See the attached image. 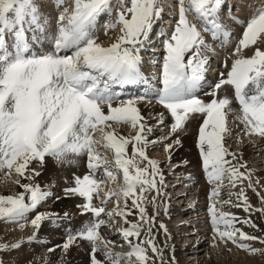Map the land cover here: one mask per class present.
I'll use <instances>...</instances> for the list:
<instances>
[{
    "label": "snow or ice",
    "instance_id": "1",
    "mask_svg": "<svg viewBox=\"0 0 264 264\" xmlns=\"http://www.w3.org/2000/svg\"><path fill=\"white\" fill-rule=\"evenodd\" d=\"M65 2L54 0V11L61 8L62 11L56 12L50 21L43 12V0H0V171L7 170L6 175L15 173L20 178L31 179L40 175L31 169L32 176H25L34 161L43 165L46 157L61 162L69 154L85 156L89 174L75 177V187L67 188L65 192L83 197L85 203L78 207L84 213H91L95 219L85 224L76 235L69 234L63 248L67 250L77 238H81L92 244L91 264H102L95 256L101 247L112 264H121L122 257H126L129 264H133V257L135 264H147V248L142 245L150 246L156 253L159 249L154 239L136 244L129 240L131 248L127 253H113L111 242L103 240L99 229L106 224L101 218L102 213L109 218L114 215L124 217L128 223L127 216L132 214L128 208L129 199L132 207L138 209L142 223H133L122 229L126 240L139 238L142 224H150L155 219L148 216L143 206L147 200L145 193L155 190L159 195L161 189L157 183L163 185L162 174L159 181L155 179L159 173L158 162L146 153L147 146L155 143L146 135L152 129L142 123L144 118L133 100L122 101L113 107L115 94L111 85L136 84L145 80L140 67V50L162 9L159 0H119L121 11L116 22L110 25L111 28L119 27V35L110 45L103 46L97 43L92 31L97 18L110 10L111 0H72L71 8L64 7ZM177 7L179 19L170 39L165 42L167 55L160 71L162 88L158 90L159 103L173 119L170 132L182 130L190 114H202L204 119L199 127L198 147L209 180L222 182L227 174L233 187L237 181L248 180L251 188V175L240 172L226 159L229 155L235 158L224 144L225 134L230 132L227 115L233 109L230 107L232 101L227 96L218 97V92L225 85L231 86L239 106L240 114L236 118L244 125L245 134L264 138V49L259 46L264 43V6L247 20L236 49L238 58L232 62L226 78L224 73L220 74L221 79L209 93L213 98L208 102L194 95L204 80L208 60L201 48H207V45L197 24L189 21L187 13L196 14L204 25V32H210L213 37L220 33L228 36L216 19L221 0H177ZM45 43L51 45V50L32 51ZM250 47L253 48L251 56H239L242 50ZM69 50L71 54H61ZM186 54H190L187 59ZM113 123L130 124L138 131L131 138L118 136L114 130H109ZM160 123L163 124V114ZM174 143L180 142L177 139ZM129 144H132L131 156L127 155ZM172 147L167 144L164 151L169 152ZM108 151L113 153L112 160L103 154ZM145 161L147 163L141 166ZM113 168L122 172L123 183L105 190L101 187L105 180H97L95 173L103 169L107 180L115 182L117 174ZM15 183L24 192L0 195V219L18 222L34 211L50 193L42 191L39 185L21 184L20 179ZM219 192V187L213 189L210 196L213 203L208 208L215 233L213 240L230 242L250 254L261 252L246 241L259 240L264 244V239L237 228V217L218 209L214 198ZM94 195L102 205L115 198V209L105 212L103 206H95ZM121 198L123 207L120 206ZM237 198L243 200L245 211L251 209L243 189ZM261 199L264 202V197ZM155 200L154 196L151 203L155 204ZM256 211L264 212V208ZM51 216L37 213L30 224L39 229L41 222ZM19 227L23 229L25 225L19 224ZM160 228L167 231L163 223ZM148 235L151 236V227ZM34 239L35 233L28 237L29 242ZM22 243H0V251L19 249ZM0 264H3L2 260Z\"/></svg>",
    "mask_w": 264,
    "mask_h": 264
},
{
    "label": "rangeland",
    "instance_id": "2",
    "mask_svg": "<svg viewBox=\"0 0 264 264\" xmlns=\"http://www.w3.org/2000/svg\"><path fill=\"white\" fill-rule=\"evenodd\" d=\"M165 1H167L168 3L165 2ZM263 5H264V0H230L226 4V6H224L225 8L224 7H220L221 11H219V9H218V11H217L218 15L216 14V19L218 20L219 23L223 24L224 28L229 33V35L228 36H224V34H223V36H222V34H218L216 37H220V36H222V37H221L220 40H218L215 43L214 41H212L211 33L202 32L205 44L207 45V48H204L202 46L201 51H202V53L205 56H211L210 58H212V64L215 63V61H217L219 63H222L226 58H231L230 61H228L226 63V65L224 66V69H222L221 72L225 71V68H226L228 63L231 64L236 58H238V56L236 54V49L239 46V40L242 38V35H240V33L243 34L244 27L246 26L247 19H249L255 13L256 9H258L259 7H261ZM71 6H72V1L70 0V2L68 4V8H71ZM159 6L162 9V11H161L160 17L156 18L154 20V22H153V27L152 28L156 27V30H155L154 35L152 37L157 38V37H160L161 35H163V38H162V41H161L162 45L159 47V49H162L163 51L160 53V58L159 59L157 58L158 60L155 59V58L150 59V57H149V59L151 61L152 60L156 61V63L154 62V64H153V65H155V68H153L152 65H149V63L152 64V62H148L147 64L145 62V64L143 65L144 66V71L146 73H148V77H150L149 81H151L152 79L155 80L154 83H151V85H154L155 83L156 84L160 83V80L158 81V79L160 78L159 70H161V68H162L160 65H162L164 63V58L166 56V48L163 46V43L170 39L171 34L175 30L176 23H177V21L179 19L177 0H159ZM61 10H62V8H61ZM120 11H121V8H120V5H119V0H111V8H110V10L104 12V14H101L100 16L104 15V17H102L101 19H99L100 17L97 18V21H96L95 26H94L93 31H92V35L97 40V43H100L103 46H108L112 42H114L115 38L119 35V31L116 32V31H113L111 29L109 31L111 34H109L108 30H109L110 25H112V24H114L116 22L118 14H119ZM169 14H171L170 17H172V18L169 17ZM187 16H188L189 20H192L191 21L192 23L197 24L198 29H199V27H201L200 23H199V19H198V22L196 20L197 16H196V14L194 12L190 11L189 13H187ZM165 18L171 19L173 24L172 25L163 26L162 25L163 24L162 23V19L164 20ZM158 19H159V22H155V21H158ZM109 22H110V25L107 26ZM116 28L119 29L118 26ZM159 28L160 29L165 28L166 30L165 31H160ZM98 36H100V38H98ZM220 42H222V46L223 47H222V49L219 50V48H221V45H219ZM148 43L152 44V43H155V42H154V40L151 39L150 41H148ZM158 45H159V42H158L156 47H152L151 46L150 48L151 49H153V48L158 49ZM44 46H45V44H44ZM218 46H220V47L218 48ZM50 47H51V45H50ZM42 48L43 47L38 45L37 47L33 48V51L35 53V52H38V50H40ZM44 51H49V50H46L45 47H44ZM41 52H43V51H41ZM156 52L158 53L159 51H156ZM243 53H244V50H242L239 53V56H243ZM65 54H71V51H68ZM144 55L147 56V54H143L142 53V57L143 58H144ZM186 56H188V54H186ZM146 58L147 57H145L144 59L146 60ZM221 68L222 67L220 65V69ZM156 71H158V72H156ZM211 71H212V73H211L212 76H217V77L220 78V73L218 75H216V73L214 74L215 69H211ZM154 76H156V77H154ZM210 81L213 82V80H210ZM216 81H219V79H216ZM226 87H227V85L223 86L219 90L218 94L220 93V91H222L223 88H226ZM161 88H162V85H161ZM146 89L148 90V87L147 88L144 87V89L141 90L142 94H139V92H138L137 94L130 95V96L122 95L120 97V100H125L124 102H126L128 100H133L135 102V106L139 109L140 115L144 118L142 123H144L145 125L149 124L148 127H150L152 129L151 133H146L148 140H149L150 136L151 137L157 136V138H154L153 141L154 140L161 141L163 139L165 140L166 137H172V134H174V133L170 132V127L171 126H168V125L167 126L166 125L161 126L160 125L161 114H163V117L165 119L168 116H170V118L172 119L170 113L167 111V109H165L166 112H164V111H162L160 109H156L155 110L154 109V105H158L157 101L159 99H157V101L150 100V99H145L144 96H146V95L143 94V91H145ZM152 91L155 92L154 90H151V92H147V94L150 93L151 96L154 95V93ZM233 91L234 90L231 91V93L233 94V95L231 94V97H232L233 100H235ZM211 92H209V93H211ZM145 93H146V91H145ZM155 93H157V91ZM156 97L157 96L155 95L154 99H156ZM200 97H201V100H203L204 98L207 99V100H204L205 102H208V101H210L213 98V97H211V95L210 96L207 95V98H206V96L204 97V94H203V96H200ZM232 99H231L232 104L230 105V107H231V109H233V111L228 112L230 114L227 115V127L230 129V132L225 134L226 138L224 140V144H225V147L228 148L229 152L235 154V158H233V156H231V155H229L228 158L230 159V161L232 162L233 165H235V166L237 165L236 167L239 170H241L242 168L240 166L243 165V164H241L240 162H242L243 156H246V155H244L243 153H241V151H239L240 145L242 143H244V141L251 140L253 142H257L256 143L257 146L259 145V142H261L260 145L264 146V138H261L259 136L246 135L245 134V130H241L240 127L244 126V125L236 118L240 114L239 113V108L235 104L236 101L234 102ZM146 101H149L148 103H151V104L146 103ZM120 103L121 102H118V103H114L112 105H113V107H116ZM158 106H160V105H158ZM162 108H164V107H162ZM105 112L107 113V108H106ZM156 117L159 120H156L155 119ZM200 117H202L204 119L202 114L200 115ZM172 121H173V119H172ZM118 125L119 124L113 123L112 129H109V130H114V132L118 136L131 138V137L135 136L136 132L138 131V128L134 129V128L131 127L130 124H123L122 123V124H120V126H118ZM192 130H193V135H192V138L190 139L189 144L190 145H193V144L194 145H198V142H197L198 141V130H197V141L194 140V138H196V136H195L196 129L193 128ZM166 131H167V133L165 134L164 132H166ZM181 131L182 130H179L178 132H181ZM169 133H171V134H169ZM151 134H154V135L152 136ZM178 137L179 136L172 137V139L169 140V141L166 140L164 142V144L162 146H160V147L158 145H156V144L150 143L147 146V148H146V152L150 156L154 157V160H155V158L156 159H164V158L168 159L167 158L168 152L164 151V146L167 145V143L168 144H172L173 141L178 139ZM180 138H181V136H180ZM157 146H158V148H157ZM259 148L260 147L252 149V155H254V157L259 156V152H255V151H258ZM192 149H194V148H192ZM262 149H264V147ZM103 154L106 155L109 160L113 159V153L111 151H108V152L103 153ZM194 154H195V156H197V154H199L200 159H202L199 149H197V151ZM237 154H238L239 157H237ZM127 155L128 156L132 155V144H129L127 146ZM67 157L70 158V159H73L74 162L77 161V172L76 173H77V176L81 177V172H83L85 169H83L80 166L79 159L77 157L71 158L69 155ZM78 157H80V156H78ZM194 158H195L194 156H191L188 159L193 160ZM178 159H180L181 161L178 160ZM183 159L186 160V158L183 157V156H176V159L171 162V165H168V164H166V166L164 165L163 167L167 168V169L165 168L166 169V173L168 171H169L168 173L175 171L176 170L175 167L177 165H179L180 163H184ZM246 159H247L245 161L247 163L245 165L246 171L242 170V172H244L246 175L247 174L251 175L253 173L251 175V183H252V185H255V186L250 188V187L247 186L249 184V181L248 180H243V182L237 181L236 182V186L233 187L230 184V182H229V180L227 178V174H226L225 178L222 181V184H224V186H225V188L222 191V194L226 193L227 195L225 194L226 196L221 198V199H219V197L214 198V199H215V201L217 203V207H218V209L220 211H223V212H228L229 211L231 214H233V212H231L232 208H235L238 211V216H236L237 217V223L235 224V226L237 228L242 229L245 233H247L249 235L260 237L261 239H264V212L261 213V214H259V213L255 214L256 213L255 212L256 209L264 208V202H262V199H261L262 197H264V162H263L264 158L262 157V158H258V159H248V158H246ZM46 160H48L49 163H51V162L53 163L54 159H51L52 160L51 161L50 159H48V157H46L45 162L43 164H46V162H47ZM178 161H180V163H175V162H178ZM55 162H57V161H55ZM85 163L84 164H85V167H86V171L89 173V169L87 167V160L85 161ZM55 164H57V163H55ZM62 164H63V168L66 169V167H68V164H66L67 166L64 165L65 164L64 161L62 162ZM53 166L57 169V170L55 169L56 171L54 170V172H55L54 174L55 175L50 176L51 179L48 180L45 183L46 186L44 187V189H42V191H46V192L50 193L51 197H47V198H51L52 202L49 201L46 204L41 205L40 206L41 208L40 207L38 208V213H42L43 211L45 212L47 209H50L51 211H53L54 210V205H55L54 202L57 199L62 197L63 200L66 201V202H69L70 206L72 208H74V209H71V211H68L67 213H65L67 215L62 214V213H58L57 214V212L55 213L56 214L55 216L57 218H60L62 216L61 219H66V217H67V220H65L63 222L59 221V223L61 225V228H60L61 231L58 232V234H60L58 237L62 238L64 236H68L69 234L76 235L79 232V229H78V231L74 230V227H75V225L80 227L79 223H82V222H78V220L74 221V219L76 218L74 216H78V217L82 216L84 218L83 220L85 221L84 222L85 224L88 221H89V223L92 222L91 221V219H92L91 217L92 216H91L90 213H84L82 211V209L80 207H78L79 205H82L83 203H85V199L83 197H80L78 195H73V194H67L65 192V189L71 188V187H75V183L73 181H70V179L69 180L66 179V182H65L66 185H65L64 188H63V186L61 187V184H60L58 189L59 190L60 189H62V190L64 189L63 190L64 194H63V196H57L60 193V191L57 190V189H53V183H54V180L57 179V175L58 174L61 175L60 174V168H59L61 165H53ZM179 167L182 168V170H180L181 173L178 174V176L180 175L179 177H182L184 174H188V173H193V174H198L199 173V171L198 172H186L187 170H193L194 169V167L191 168L188 164H187V166L182 165V166H179ZM30 169H35L37 172L43 171V172L40 173V175L33 176L31 178V182H30L31 184L35 183L38 180L41 181V180L44 179L43 173L45 172V170L43 169L41 164H39L38 162L34 161V162H32L31 167H29V170ZM114 169L115 168H113V170ZM202 169H203V166H202ZM57 171L59 173H57ZM101 171H102V174H103L104 173L103 169ZM114 171H116L117 180L115 182L106 180V182H105L106 186L103 185V184L101 185L102 187H104L105 190H107V188H109V187L110 188H117L119 185H121L123 183V176L121 178L122 172H119V170H117V169L114 170ZM6 172H7V170L4 172L5 178L3 180L5 182H7V183L10 182L9 179H12L14 185H15V181L17 179H20V180L24 181V183H28L29 182V181L24 180L23 178L18 177L15 173H12L11 175H6L5 174ZM66 172H67V170L63 171V173H66ZM256 172L260 174L259 178L254 175V173H256ZM31 175H32V173H31ZM169 176H170V174H168V175L166 174L164 176L163 185L160 186L161 193L159 194L158 197H160L162 200L159 198L158 199L159 202L157 204L159 206L156 205L157 206L156 207L157 208L156 211H157L158 214H156V212L153 214L152 211L149 210L148 216H150V217L154 216L155 219L150 224H142V227L140 229L141 235H140L139 238L134 237L133 239L128 238L126 240L123 237V234H122V229L127 228V227H131L130 220H136L137 223H142L140 221V213H139L138 209L133 207L134 210H133L132 214L127 216L128 223H125L124 217H121V216L119 217V216L115 215V216H113L111 218H109L108 216H103L102 217V219H105V221H106V224H105L106 226L104 225V226H102L99 229L100 236L102 235L101 237L103 238V240L106 239L107 234L105 233L106 234L105 235L102 231L106 230L107 233H108V231H110L108 229L110 227H114L113 226L114 224L116 226H118L117 228H120V233L118 235L114 236V237H111V239H110L111 243H112L110 245V247H111V249L114 250L113 253H121V254L122 253H127L130 250L131 245L126 244V241L129 242V240H131L132 244H136V243H140L141 241L146 240V239H154V243H155L156 247L159 249L158 252L153 253L151 251V247L150 246L142 245L143 247L147 248V255L149 257L147 264H172L171 262H169V261H171V256L173 255V249H171V241L169 240L167 235L164 236L162 234V233H165L167 231H165L164 229L160 228V224L161 223H163L165 225L166 229L168 228L169 224L165 221V220H167L166 217L164 219L158 217L159 215H161V216L170 215L171 212H166L167 211V206H166V210H164L165 206H164V208L161 206L165 202L166 203L170 202L172 204H180V207H179L178 210H180L181 208L184 210L186 208L185 211H187L189 209V207H193V205L194 206L198 205V209L197 210L196 209H191V210L188 211V214H186L184 216L183 221L180 223L182 225L177 226L178 225L177 219L173 220L171 224H173L174 226L179 227V231H181L183 229H188V232L193 233V235L192 234L189 235L188 239H193L194 240V239H196V237L200 238L201 235L204 234L203 235L204 237L202 239H204V238L207 239V241L205 242L207 244V247H205V249L207 251L202 253V254H200V256L203 257L202 258L203 261L201 260L199 262V264H264V244L260 243L259 240L246 241V243L251 244L252 247L262 250L261 252H257L255 254H250V253H248L246 251H243V250L237 248L235 245L231 244L230 242L225 244L223 242H220L219 240H216V241L213 240V237L215 236V233H214V231L212 229V226H211V218H210V214L208 212V208L213 203V199H210V196H211V193H212L213 189L216 188L215 185L217 184V182L215 184L214 182H211L210 180H208L209 178L207 180H204V184H206V185L208 184L207 187L209 188L208 190H210V191H208L209 196H207V198H204L205 196L202 195L200 201H199L200 196H199V194H197V192H199L201 190L199 188L200 185H195L196 187L194 186V188L196 190L190 191V193L192 195L191 196L188 195L186 197V201H184L185 199H182V200L175 199L176 197H178V195H179L178 193H177L178 195L176 194L175 198L172 197V200H171V198L169 199V196L173 195V193L176 192L174 190L176 187L174 186V184H172V185L168 184V182L170 180ZM252 176H253V178H252ZM96 179H101V178H100V176L99 177L97 176ZM103 179H104V177H103ZM105 179H107V178H105ZM180 179H182V178H180ZM226 179H227V181H226ZM3 180L0 181V183L3 182ZM199 180H201V179L197 178V176L193 179V181H195V182H197ZM181 181L184 182L185 188H188V189H184L183 187H178V190L179 191L181 190V191L188 192L189 187H190V186L186 185V184H188V182H186L184 180V178ZM224 181H226V182H224ZM212 183H213V185L211 186ZM36 185H39V183H37ZM54 185H55V183H54ZM11 187H12V185L8 184L6 186V188H4V189H9V188L11 189ZM247 187H248V190H249L248 192L245 191L247 189ZM254 187H256L255 191H256V193H259V195H257V197H255L253 200H251V195H252V193H253V191L255 189ZM241 189H243L244 193H249V197H247L248 204L251 205V209L249 211H245L244 210L245 205L243 204V202H238L236 197L229 196V195H232L236 190H241ZM14 190H15V188H12L11 191L14 192ZM16 191L19 194V193H22L24 191V189L19 186V187H16ZM2 194H3L2 193V189L0 188V195H2ZM254 194H255V192H254ZM26 195H27V198H28V194L27 193H26ZM52 195H54V197H52ZM166 196H167V199H166L167 201L165 200ZM256 198L258 199V204H256V206H258V207H256L253 204L254 200ZM225 201H230V203H224ZM96 202L93 200V204L95 206H103V207L105 206V212H106V210H107V212H112L115 209V207H116L115 198H113L112 201L108 202L106 205L105 204L102 205L99 198H96ZM183 202L185 203L184 206H182ZM127 203L129 204L130 207H132L131 199H129ZM238 203L241 205L240 207H236L235 206ZM120 206L123 207V198H121V205ZM133 215H135V216H133ZM234 215H236V211H235ZM87 216H90V220L87 218ZM72 219H73L72 222H73L74 225L71 226L70 228H67L66 225L68 224L69 220H72ZM261 219H262V221H261ZM238 220L240 221V225H238L239 224ZM244 220H250L251 223H249V224L242 223V221H244ZM19 224H24L25 227L23 229H21L19 227ZM62 225H63L64 228H62ZM253 225H255V227H253ZM5 226H7V227L12 226L11 230H14V232H16L17 234H21L22 236H26L28 234L27 232H30L29 229H30V227L32 225L30 223H28V221H26V220L25 221H21L20 220L18 222H13V221L7 220L5 222ZM49 227L50 228H54L53 225H49ZM149 227H151V236L148 235V228ZM221 227H223V226H221ZM65 228H67L66 232L68 231L67 235H64L66 233H63V231H62V229H65ZM175 230H176V228H174V231ZM38 231H39V229H38ZM112 231H110V232H112ZM161 231H162V233H161ZM196 231H198V235L194 234ZM10 232H12V231H10ZM157 232H160L159 235L157 234ZM21 238H23V237H21ZM123 238H124L125 241L123 240ZM181 239H183V238L177 239L176 243H178L182 248H184V245H182L183 243H181ZM66 241H67V238L65 239V242ZM75 241H77L78 243L75 242ZM75 241L73 242V244L67 250H65L63 248V244L65 242L64 243L61 242L59 244L50 246V248H46L44 250H41V252L39 254L40 258L39 257L37 258L38 263L39 264H51V262H53L52 264H78L77 260L82 261V259H84V258L86 259V257L88 256V255H85L83 257L80 256L78 258V255H77L78 250L86 249V251H83L86 254L88 249L92 248V244L89 241L81 239V238H77ZM15 242H17V240H15L14 243ZM78 244H81V246L79 247ZM73 248H74V250H73ZM50 249H51V251H50ZM10 251H13V249L10 248L8 251H5V254L6 253L8 254ZM55 252L59 253V255H60L59 259L56 258V260L55 259L50 260L51 257H49V256H48L49 258H46V255L48 253H52V257L55 256V254H56ZM187 253L188 252H182V254H180V258H181L182 262L176 263V264H197L196 263L197 261H194V262L191 261L193 259V257L192 256H188ZM100 254L101 255L103 254V256H104V253H103L102 250H100ZM56 255H58V254H56ZM74 255L76 256L75 259H74V257H75ZM195 257L196 256H194V258ZM108 261H110V260H108ZM132 261H133V264H135V257L132 258ZM87 262L89 263V259H88ZM125 263L129 264V261H128V259L126 257H122L121 264H125ZM79 264H81V263H79Z\"/></svg>",
    "mask_w": 264,
    "mask_h": 264
},
{
    "label": "bare ground",
    "instance_id": "3",
    "mask_svg": "<svg viewBox=\"0 0 264 264\" xmlns=\"http://www.w3.org/2000/svg\"><path fill=\"white\" fill-rule=\"evenodd\" d=\"M72 1V0H71ZM229 0H226V2H225V0H221V6L223 5V6H226V4H227V2H228ZM165 2H167V1H165ZM263 2V1H262ZM43 3H44V8H43V12H44V14H45V16L46 17H48L49 15V17H48V19L51 21V19H52V17L53 16H55L56 14L53 12V10H54V0H43ZM168 3V2H167ZM264 6V5H263ZM64 7H66V5L64 6ZM225 8V7H224ZM256 8V7H255ZM257 10V9H256ZM62 11V10H61ZM219 11H221L220 9H219ZM256 12V11H255ZM218 15V14H217ZM167 23H171L170 22V20H168L165 24H167ZM199 23H200V26L201 27H204V25H203V23L199 20ZM198 23V24H199ZM164 24V22H163V26L165 25ZM160 29V28H159ZM210 38V37H209ZM213 41V40H212ZM215 42V41H214ZM259 46L262 48V49H264V43H261V44H259ZM43 48L42 49H40V50H38V52H40V53H42L41 51H43V52H45L44 51V47H45V49L46 50H50L51 49V47H50V45H49V43H45V46L43 45L42 46ZM61 54H64V52H61ZM253 54V48L252 47H250L249 49H246V50H244V53H243V56L244 57H248V56H251ZM154 56V55H153ZM152 56V57H153ZM186 59H187V56H186ZM232 64V63H231ZM231 64L230 63H228L227 64V66H226V68H225V71H223V73L225 74V78H226V74H227V71L230 69V67H231ZM156 70V69H155ZM151 73V72H150ZM148 78V77H147ZM213 82L212 81H210L208 84H212ZM140 84V82L137 84V85H134V87H136V86H138ZM146 85H149V84H151L150 83V81H146V83H145ZM208 84H206V85H208ZM216 84V83H215ZM130 86H131V84H126L125 85V87L128 89V88H130ZM213 86H214V84H213ZM144 89V88H143ZM232 87L231 86H227L226 88H223L222 89V91H220V93L218 94V97H225V96H227L230 100H231V91H232ZM234 90V89H233ZM201 91H202V89H201ZM204 91V90H203ZM147 92H151V91H147ZM147 95H150V93L149 94H147ZM208 96H210L209 94H207ZM207 95H206V98H207ZM233 95V94H232ZM203 96V95H202ZM205 97V96H204ZM212 97V96H211ZM209 98V97H208ZM199 99H201V97H199ZM203 99V98H202ZM203 100H207V99H203ZM149 101H146V103H148ZM114 103H118V102H114ZM114 103H112V104H114ZM148 104H151V103H148ZM153 104V103H152ZM157 104L158 105H160V106H158V105H154V109L156 110V109H160V110H162V111H164V112H166V110H165V108H162L163 107V105L162 104H160L159 103V100L157 101ZM117 105V104H116ZM104 107V109H105V111H106V106L104 105L103 106ZM106 107V108H105ZM150 109V108H149ZM150 111V110H149ZM228 114H230V113H228ZM200 115L201 114H190V116H189V119L187 120V122L185 123V125H184V127H183V129H182V131L181 132H176V133H174V134H172V137H177V136H179L178 137V140H179V144H175L174 143V141H173V143H172V145H173V147L170 149V151L168 152V156H167V158L168 159H166V158H164V159H156L155 158V160L158 162V167H159V173L157 174V176L155 177V179L157 180V181H159V176H160V174H162L163 175V179H164V176L167 174H170V176H169V178H170V180H169V182H168V184H174V186L176 187L174 190L176 191V192H174L173 193V195H171V196H169V199L171 198V200H172V197L173 198H175V196H176V194L178 195V197H176L175 199H180V200H182V199H185L184 201H186V197L189 195V196H191L192 194L190 193V191H194V190H196L195 188H194V186L195 185H200V191L199 192H197V194H199V196H200V198H199V201L201 200V197H202V195H204L205 197L204 198H207V196H209V194H208V191H210V190H208L209 188L207 187V185L206 184H204V180H207L209 177L207 176V174H206V172L202 169V159H200V157H199V154H197V156H195V152L197 151V149H199V147H198V145H190L189 144V142H190V139L192 138V135H193V128H195L196 129V134H195V136H196V138H194V140H196L197 141V130L199 129V127L202 125V123H203V118L202 117H200ZM202 120H201V119ZM154 119V118H153ZM156 120H159V119H157V117L155 118ZM201 121H200V120ZM172 121V119L170 118V116H168L166 119L163 117V124H161L160 123V125L161 126H163V125H169L170 124V122ZM154 123V122H153ZM200 123V124H199ZM199 125V126H198ZM147 127L149 126V124H147L146 125ZM188 128V129H187ZM235 128V127H234ZM241 128V130H245L244 129V126H241L240 127ZM239 130V129H238ZM165 134L167 133V131L166 132H164ZM199 134V133H198ZM152 136L154 135V134H151ZM180 136H181V138H180ZM151 137V136H150ZM149 137V141H153V139L154 138H157V136H154V137H151L150 138ZM172 137H166L165 138V140L163 139V140H161V141H158V140H154L155 141V143H153V144H156V145H158L159 147L160 146H162L163 144H164V142L166 141V140H171L172 139ZM225 138H226V136H225ZM257 142H253V141H251V140H249V141H244V143H242L241 145H240V149H239V151H241V153H243L244 155H246V156H243V160H242V162H240L241 164H243V165H246L247 163L245 162L247 159L246 158H248V159H258V158H264V149H262L264 146H262V145H260V143L261 142H259V145L257 146V144H256ZM158 146H157V148H158ZM258 147H260L259 148V150L258 151H255V152H259V156H257V157H254V155H252V149L253 148H258ZM192 148H194V149H192ZM195 150V151H194ZM200 150V149H199ZM147 153V152H146ZM148 154V153H147ZM149 155V154H148ZM69 156L71 157V158H74V157H77L78 159H79V161H80V166L83 168V169H85L83 172H81V177H83L84 175H88L89 173L86 171V167H85V161H84V159H83V156H80V157H78V156H74V155H71V154H69ZM176 156H183V157H185L186 158V160L185 159H183V162L184 163H180V159H178V160H180V161H178V162H175V163H180L179 165H177L175 168H176V170L175 171H173V172H170V173H166V169L163 167L164 165L166 166V164H168V165H171V162L173 161V160H175L176 159ZM191 156H194L195 158L193 159V160H190V159H188L189 157H191ZM150 159H154V157H152V156H148ZM237 157H239L238 156V154H237ZM178 158V157H177ZM48 159H53V158H51V157H49ZM226 159H228L229 161H230V159L228 158V156L226 157ZM47 162H46V164H43V165H41L42 167H43V169L45 170V172L43 173V175H44V179L43 180H41V181H36L35 183H32L33 185H36L37 183H39V186H40V188H41V190L42 189H44V187L46 186V182L48 181V180H50L51 178H50V176H52V175H55L54 173V170L56 169L53 165H61L59 168H60V174L61 175H57V179H55L54 180V183H55V185H54V183H53V189H57V190H59L58 188H59V186H60V184H61V187L63 186V188L65 187V182H66V179H70V181H73L74 183H75V177H77V161H75L74 163L72 162L73 161V159H70V158H68V157H66L63 161L65 162V166H67L66 164H68V167H66V169L65 168H63V164H62V162L63 161H61V162H55L54 160H53V163L51 162V163H49V161L48 160H46ZM263 162H264V159H263ZM55 163H57V164H55ZM85 163V164H84ZM147 162L145 161V162H142L141 163V166H144L145 164H146ZM174 163V164H175ZM230 163L232 164V162L230 161ZM187 164L192 168V167H194V169L193 170H187L186 172H198L199 171V173L198 174H193V173H188V174H184L182 177H179L178 176V174L179 173H181L180 172V170H182V168H180L179 166H182V165H185V166H187ZM240 164V165H241ZM263 164V163H262ZM31 165H32V163L30 164V166L29 167H31ZM233 165V164H232ZM237 166V165H236ZM179 167V168H178ZM226 167H227V165H226ZM63 168V169H62ZM174 168V169H175ZM242 169L241 170H239L240 172H242V170H245L246 171V167H241ZM62 169V170H61ZM170 169V168H169ZM168 169V170H169ZM173 169V170H174ZM57 170V169H56ZM55 170V171H56ZM64 170H67V172L66 173H63V171ZM102 170V169H101ZM203 170V171H202ZM6 170H4V171H0V181H2L4 178H5V176H4V172H5ZM41 172H43V171H39V173H41ZM51 172V173H50ZM102 172V171H101ZM120 172V171H119ZM57 173H59L58 171H57ZM253 174V173H252ZM251 174V175H252ZM104 175V173L102 174V176H101V179L104 177V179L106 178L105 177V175ZM254 175L255 176H257L258 178H259V173H254ZM253 175V176H254ZM25 176L27 177V176H32L31 175V169L28 171V172H26L25 173ZM197 176V178H199V179H201V180H199V181H197V182H195V181H193V179L195 178ZM253 176H252V178H253ZM33 177V176H32ZM167 177V176H166ZM96 178V177H95ZM180 178H184V180L186 181V182H188V184H186L187 186H190L189 187V190H188V192H185V191H179L178 190V187H183L184 189H188V188H185V185H184V182L183 181H181L182 179H180ZM24 180H26V181H29L28 182V184H31L30 182H31V179H25V178H23ZM101 179H97V180H101ZM168 179V178H167ZM257 179V178H256ZM7 180V179H6ZM209 180V179H208ZM9 183H7V182H5L4 180H3V182H1L0 183V188L2 189V195H16V194H18V192L16 191V187H19L16 183H15V185H14V183H13V181H12V179H9ZM22 180H20V182H21ZM226 181H227V179H226ZM226 181H224V182H226ZM22 183H24V181H22L21 182V184ZM220 183V184H219ZM8 184H10V185H12V187H11V189L9 188V189H4V188H6V186L8 185ZM216 184V183H215ZM105 186H106V184H104ZM245 185V184H244ZM160 184H159V182L157 183V187L158 188H160ZM216 186V188L217 187H219V189H220V192H219V199H221V198H223V197H225L227 194L226 193H223L222 194V191H223V189L225 188V186H224V184H222V182H217V184L215 185ZM248 186V185H247ZM253 186H255V185H253ZM102 187V186H101ZM12 188H15V190H14V192H12L11 190H12ZM102 188H104V187H102ZM255 188V190H256V187H254ZM250 189V188H249ZM64 190V189H63ZM63 190L62 189H60L59 191H60V193L57 195V196H63ZM253 191V193H252V195H251V200H253L255 197H257V194H256V191ZM139 191V190H138ZM246 192H248L249 190H248V187H247V189L245 190ZM24 192V191H23ZM163 192V191H162ZM240 192V190H236L232 195H229V196H233V197H236L237 198V194ZM254 192H255V194H254ZM226 194V195H225ZM165 195V194H164ZM169 195V194H168ZM244 195L246 196V197H249V193H244ZM263 195V194H262ZM145 196L147 197V200L143 203V206L147 209V213L149 212V210H151L152 211V213L154 214L155 212H156V214H158L157 213V211H156V207L157 206H159V205H157L158 204V199L160 198V197H158L159 195H157V193H156V191L155 190H150V191H148V192H146L145 193ZM156 197V200H155V204H153V203H151V199L153 198V197ZM48 197H51L50 195L48 196ZM52 197H54V195H52ZM162 197V196H161ZM96 196L94 195L93 196V200L96 202ZM161 199V198H160ZM167 199V196L165 197V200ZM25 200H26V202H28V198H27V195L25 194ZM162 200V199H161ZM192 200V199H191ZM237 200H238V198H237ZM52 202V199L51 198H46L44 201H42L41 202V204L40 205H44V204H46L47 202ZM167 201V200H166ZM238 202H243V200H238ZM55 205H54V210L53 211H51L50 209H47L45 212L43 211L42 213H47V214H52V216H51V218H49V219H45V220H43L42 222H41V226H40V228H39V231H38V229H34L32 226L30 227V232H27L28 234L26 235V236H22L21 234H17L16 232H14V230H11L12 229V226H9V227H7V226H5V222L7 221V220H5V219H0V243H6V244H9V245H11L12 243H14V241L15 240H19V241H23V243L21 244V247L19 248V249H13V251H10L8 254L6 253L5 254V251H0V260H2L3 261V264H37L38 263V261H37V258L39 257V254H40V252H41V250H44V249H46V248H50V246H53V245H56V244H59V243H61V242H63L65 239L64 238H59L58 236L60 235V234H58V232L59 231H61L60 230V228H61V226H59V227H56V228H50L49 227V225H52V222L56 219L57 221H65V220H67V217H66V219H61L62 218V216L60 217V218H57L55 215V213L57 212V214L58 213H62V214H65V213H67L68 211H71V209H74V208H72L71 206H70V204H69V202H66V201H64L63 200V198L61 197V198H59V199H57L55 202ZM97 203V202H96ZM100 204V203H99ZM184 202H183V204H182V206H184ZM255 206H256V204H258V199L256 198L255 200H254V203H253ZM40 205H38V207L34 210V211H32V212H29L28 214H27V216H26V218L25 219H23V220H21V221H28V223H30V220L32 219V218H34V216L38 213V208L40 207ZM157 205V206H156ZM197 205V204H196ZM163 208H164V206H165V208H164V210H166V206H167V211L166 212H171L170 213V215H166V216H161V215H159L158 217L159 218H162V219H164L165 217L167 218V220H165L169 225H168V228H167V232H165V233H162V231H161V233L164 235V236H166L167 235V237L169 238V240L171 241V249H173V255L171 256V261H169V262H171L172 264H176V263H180V262H182L181 261V258H180V254H182V252H188L187 253V255L188 256H192L193 257V259L191 260L192 262H194V261H197L196 263L197 264H199V262L202 260L203 261V257L202 256H200V254H202V253H204V252H206L207 250L205 249V247H207V244L205 243L206 241H207V239H202L204 236V234L203 235H201V237L200 238H198V237H196V239H188V237H189V235L190 234H192L193 235V233H190V232H188V229H183V230H181V231H179V227H177V226H179V225H182V224H180L182 221H183V218H184V216L186 215V214H188V211L189 210H191V209H198V205L197 206H194L193 205V207H189V209L187 210V211H185L186 210V208L183 210L182 208L180 209V210H178L179 209V207H180V204H172V203H170V202H168V203H164V204H162L161 205ZM256 207H258V206H256ZM263 207V206H262ZM128 208L130 209V211H131V213L133 212V210H134V208L133 207H130L129 206V204H128ZM70 209V210H69ZM55 211V212H54ZM235 211H236V215H234V213H235ZM106 212H107V210H106ZM159 212V211H158ZM229 212V211H228ZM231 212H233V215L236 217V216H238V211L235 209V208H232V210H231ZM255 214H261V213H263V212H258V211H256L255 210ZM161 213V212H160ZM230 213V212H229ZM91 214V213H90ZM91 216H92V214H91ZM103 216H106L105 214H101V218L103 217ZM115 216V215H114ZM133 216H135V215H133ZM256 216V215H255ZM254 216V217H255ZM120 217V216H119ZM176 217V218H175ZM92 219H91V221H93L95 218L92 216L91 217ZM105 218V217H104ZM177 219V223H178V225L177 226H174L173 224H171L172 223V221L173 220H176ZM260 219V218H259ZM76 220H78V222H82V223H79L80 224V227H78L77 225H75V227H74V230H77L78 231V229H79V231L84 227V220H83V217L82 216H79ZM83 220V221H82ZM252 220V219H251ZM261 221H262V219H261ZM258 222V221H257ZM51 223V224H50ZM89 223V221L86 223V224H88ZM133 223H137V221L136 220H130V224H133ZM238 225H240V221L238 220ZM255 223V222H254ZM184 225V224H183ZM106 226V225H105ZM114 227H110L108 230H110V231H112V232H110V231H108V233H107V231L105 230V231H102L104 234L106 233L107 234V236H106V239H104V241H110L111 242V237H114V236H116V235H118L119 233H120V228H117L118 226H116L115 224L113 225ZM170 226V227H169ZM54 227V226H53ZM62 228H64L63 227V225H62ZM174 228H176V230L174 231ZM261 228V227H260ZM15 229V228H14ZM10 231H12V232H10ZM62 231H63V233H66V234H64V235H67V233H68V231L67 232H65L66 230L65 229H62ZM38 232V233H37ZM110 232V233H109ZM200 232V231H199ZM35 233V239L33 240V241H31V242H29L28 241V237L29 236H32L33 234ZM159 233L160 232H157V234L159 235ZM25 234V233H24ZM74 234V233H73ZM102 234V233H101ZM105 234V235H106ZM195 235H198V231H196L195 233H194ZM102 236V235H101ZM110 236V237H109ZM21 237H23V238H21ZM105 238V237H104ZM134 237H130V239H133ZM179 238H183V239H181V243H183L182 245H184V248H182L178 243H176V241H177V239H179ZM123 240H124V238H123ZM125 241V240H124ZM160 241V240H159ZM185 241V242H184ZM112 244V243H111ZM126 244H129V242L128 241H126ZM79 245V247L81 246V244H78ZM130 245V244H129ZM77 246V245H76ZM102 249H100V250H102L103 251V253H104V256H103V254L101 255L100 254V250H98L96 253H95V256H96V259L97 260H99V261H101L102 262V264H112V262L111 261H108V259L106 258V256H105V252H104V249H103V247H101ZM201 248V249H200ZM91 249L92 248H89L88 249V251H87V253L85 254V252H83V251H86V249H80V250H78V253H77V255H78V258L81 256V257H83V256H85V255H88L87 257H86V259L84 258V259H82V261H80V260H77L78 262V264L79 263H81V264H91ZM73 250H74V248H73ZM8 251V250H7ZM111 251L113 252L114 250L113 249H111ZM116 252V251H115ZM56 254H58V255H56L55 254V256H53L52 257V253H48L47 255H46V258H49V257H51V259L50 260H52V259H55L56 260V258L57 259H59V253H57V252H55ZM123 254V253H122ZM49 256V257H48ZM75 256V255H74ZM194 256H196L195 258H194ZM40 258V257H39ZM45 258V259H46ZM76 258V256L74 257V259ZM44 259V258H43ZM88 259H89V263L87 262L88 261ZM174 260V261H173ZM186 261V260H185ZM127 262V261H126ZM53 262H51V264H52ZM39 264V263H38ZM125 264H127V263H125Z\"/></svg>",
    "mask_w": 264,
    "mask_h": 264
}]
</instances>
